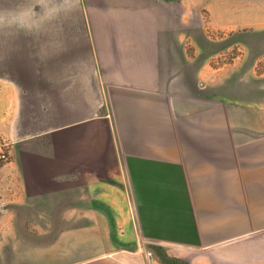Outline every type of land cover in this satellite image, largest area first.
Masks as SVG:
<instances>
[{"label":"crops","instance_id":"1","mask_svg":"<svg viewBox=\"0 0 264 264\" xmlns=\"http://www.w3.org/2000/svg\"><path fill=\"white\" fill-rule=\"evenodd\" d=\"M252 10L0 0V13H28L25 27L0 26V137L12 151L0 212L61 193L85 219L122 198L126 243L142 249L82 264H264V33L256 55L251 33L239 34ZM194 24L231 40L202 48Z\"/></svg>","mask_w":264,"mask_h":264},{"label":"rangeland","instance_id":"2","mask_svg":"<svg viewBox=\"0 0 264 264\" xmlns=\"http://www.w3.org/2000/svg\"><path fill=\"white\" fill-rule=\"evenodd\" d=\"M240 1L242 4H253L252 24L242 28L239 34L243 36L251 33V51L256 55L263 50L264 0ZM201 24H194L193 28L189 27L187 31L195 36L202 48L214 52L221 45L230 42L231 38L223 42L205 39V29ZM179 26L183 24L178 23ZM211 30L209 28L207 32L212 37L219 34ZM236 52L237 47L227 49L223 57L229 59ZM259 65L261 66V61ZM55 197L56 201L53 203L47 201L46 195L41 196V200L34 202L33 208L19 209L6 205L2 207L0 264H82L86 262L84 258L101 252L140 249L139 247L142 249L141 245L136 247L126 243L127 214L122 198H115L117 206L105 200L101 204L102 212L89 209L88 217L82 219L75 216L79 212L70 211L69 203L65 204L67 196L58 193ZM91 200H94V197H89V201ZM116 208H122L124 211L118 212ZM132 234L130 237H133ZM137 239L139 238H136L138 243ZM148 248L151 246L146 245L145 249ZM154 254L162 257L164 253L163 250L155 249Z\"/></svg>","mask_w":264,"mask_h":264},{"label":"clouds","instance_id":"3","mask_svg":"<svg viewBox=\"0 0 264 264\" xmlns=\"http://www.w3.org/2000/svg\"><path fill=\"white\" fill-rule=\"evenodd\" d=\"M28 13L24 11L19 12H9L7 14L0 13V26L3 25H17L19 27L26 26V17Z\"/></svg>","mask_w":264,"mask_h":264},{"label":"built area","instance_id":"4","mask_svg":"<svg viewBox=\"0 0 264 264\" xmlns=\"http://www.w3.org/2000/svg\"><path fill=\"white\" fill-rule=\"evenodd\" d=\"M11 152V144L0 137V167L9 161Z\"/></svg>","mask_w":264,"mask_h":264}]
</instances>
